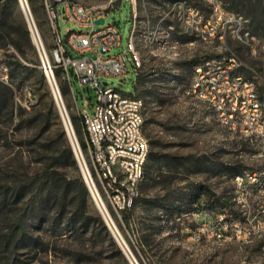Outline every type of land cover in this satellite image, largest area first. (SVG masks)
<instances>
[{"label":"rangeland","instance_id":"1","mask_svg":"<svg viewBox=\"0 0 264 264\" xmlns=\"http://www.w3.org/2000/svg\"><path fill=\"white\" fill-rule=\"evenodd\" d=\"M221 1L228 11L241 15L244 22L241 27H227L222 38L212 39L203 38L183 22L188 5L209 13L206 0H136L135 3L121 0L108 11L106 22L116 24L120 31V45L112 49L117 53L128 49L133 10H137L136 46L142 65L135 66L129 51L128 71L101 80L144 99V132L151 150L158 154L148 162L152 174L142 180L141 194L127 221L124 213L115 212L88 149L81 145L86 134L78 110L87 99L88 110L93 112L97 93L82 84L72 69L69 80L64 70L57 73L56 40L48 12L43 0H27L45 62L62 93L86 166L128 245L132 261L109 229L90 189L87 197L76 190L65 194L63 174L75 178L79 172L82 176L83 173L77 159L79 172L69 160L54 158L52 148H63L66 144L61 126L67 142L70 145L71 142L36 44L33 41L35 49H28L26 62L31 67L39 63L59 114V118L53 115L46 122L34 117L43 90L25 79L19 70L11 73L17 59H25L11 43L0 38V82L12 89L6 91L0 103V195L7 194V201L0 204V264H257L261 261L264 237L246 242L234 237L220 241L204 231V224H213L220 210L234 207L233 165L238 159L235 148L240 142L230 137L212 109L188 92L195 65L235 53L243 60L248 78L260 82L264 73V59L253 49H258L264 36V0ZM19 4L30 29L20 0ZM12 16L16 20L18 11ZM64 18L59 13L58 25L64 38L68 30L81 29ZM255 24L259 25L257 30ZM72 54L78 55L74 51ZM196 58L200 61L194 62ZM138 73L141 82L137 92ZM165 154L173 158L167 159ZM46 169L56 171L59 178L32 180L35 173ZM19 186L23 187L20 194ZM18 226L19 230L12 234Z\"/></svg>","mask_w":264,"mask_h":264},{"label":"built area","instance_id":"2","mask_svg":"<svg viewBox=\"0 0 264 264\" xmlns=\"http://www.w3.org/2000/svg\"><path fill=\"white\" fill-rule=\"evenodd\" d=\"M118 1L121 0H106L103 4L81 0H43V3L55 35L58 64L68 80L72 69L82 84L97 93L93 112L88 110L90 102L86 99L78 115L103 191L115 212L121 215L133 208L141 194L151 144L144 132V99L101 80L128 71L129 51L135 66L142 65L136 46L138 12L135 9L128 49L112 52L113 47L120 45L121 36L116 24L106 22V16ZM206 1L211 9L207 14L195 5L185 7L183 22L188 29L212 39L222 38L229 26H242L243 17L228 11L221 0ZM59 13L81 29L68 30L64 38L58 25ZM100 18L104 19L103 23H97ZM253 49L264 59V36L258 49ZM73 51L78 55L74 56ZM244 68L243 60L235 53L206 59L195 65L188 90L207 109H212L230 137L240 142L235 148L238 159L233 165L234 207L223 208L213 224H204V231L220 241L234 237L246 242L264 237V73L258 82L248 78ZM79 148L82 153L80 145ZM97 194L107 209L98 191ZM108 214L116 226L109 211ZM257 264H264V255Z\"/></svg>","mask_w":264,"mask_h":264},{"label":"trees","instance_id":"3","mask_svg":"<svg viewBox=\"0 0 264 264\" xmlns=\"http://www.w3.org/2000/svg\"><path fill=\"white\" fill-rule=\"evenodd\" d=\"M14 11H18V15H19V17L16 18V20L12 16ZM9 18H12V20L10 21ZM254 27L257 30L259 28V25L255 24ZM0 38L7 40L8 43H11L17 49L20 56L23 59H25V61H21L17 59L15 66L11 70V73L13 72V70H19L20 72L24 74L23 77L25 79L32 80L33 83L37 84L38 86L37 88L39 90H43V92L39 94V99L36 103L38 105V108L35 110L34 117H36L37 119H40L43 122L48 121L50 117L53 115L56 118L57 117L59 118V114L57 112L56 105H55V100L51 92V89L49 87L44 71L42 70V68L39 67L38 62H35L36 65L32 67L26 62V60L28 59L27 58L28 49L29 48L35 49V47H34L33 40L30 34V29L21 12L19 0H0ZM198 61H200L199 58L194 59V62H198ZM62 70H63V67L60 65L56 69L57 73L62 72ZM140 82H141V75L140 73H138L137 92L140 88L139 86ZM62 89L65 92L64 86H62ZM11 90L12 89L9 87V85L3 82H0V103L2 100H4L6 91H11ZM72 120H73V116H72ZM61 132H62V137H64V140L66 141V144L64 145L63 148H59V149L58 147L52 148V151L54 153V158L57 161H61L62 159L69 160L70 163L73 164L76 167V169H78V172H79V168L77 165V161H76L72 146L67 142V138H65L66 133H65L63 126H61ZM81 145L84 149H86L87 148L86 140L85 141L83 140ZM156 156H158V154L155 153V151L150 150L147 162L145 164L144 178L146 177V175L149 177L151 176L152 168L150 165H148L149 164L148 162L150 160H154ZM165 156L167 159L173 158L171 154H165ZM58 178H59L58 173L51 169H46L42 172L35 173L32 176V180H34V182L43 181L46 179L51 181V180H56ZM61 179L64 182L65 194L67 192L76 190L78 192L81 191L84 197H87L89 195L88 186L80 172L78 173V176L75 178H72L64 173ZM22 188H23L22 186L17 187L18 194L21 193ZM53 190L54 189L51 188L50 194L53 193L52 192ZM49 198L51 197L49 196ZM75 198L77 199L78 196H76ZM138 199L139 197L136 199L135 205ZM6 201H7L6 192L1 193L0 204L5 203ZM223 202L224 204H228V202L226 201H223ZM133 208L126 210L124 212V217L126 218L127 221H129L131 218V211ZM18 230H19V226L12 232V234Z\"/></svg>","mask_w":264,"mask_h":264},{"label":"water","instance_id":"4","mask_svg":"<svg viewBox=\"0 0 264 264\" xmlns=\"http://www.w3.org/2000/svg\"><path fill=\"white\" fill-rule=\"evenodd\" d=\"M20 2H21V4H22V6H23V9H24L25 15H26L27 20H28V23H29V25H30V31H31V35H32L33 41H34V43L36 44V46H37V48H38V50H39V52H40V55H41V58H42V62H43V67H44L45 72H46V75H47V77H48V79H49V81H50V84H51V87H52V90H53V94H54L55 100H56V102H57V104H58V106H59V110H60L61 116H62V118H63V122H64V125H65V129H66L67 134H68V136H69V139H70V142H71V146H72L73 152H74V154H75V156H76V159H77V161H78V163H79V165H80V168H81V170H82L84 180H85V182H86L88 188H89L90 191L92 192V194H93V196H94V198H95V200H96V202H97V204H98V207H99V209H100V211H101V213H102V215H103V217H104V219H105V221H106V223H107L109 229L112 230V228L110 227V224H109V222H108V220H107V218H106L104 212L102 211V209H101V207H100V205H99V203H98V201H97V198H96V196H95V194H94V192H93V189H92V187H91V184H90V182H89V180H88V177H87V174H86V173H88V175H89L90 178H91V175H90V173H89V170H88V168H87V166H86L85 160H84V158H83V156H82V153H81V151H80V148H79V145H78L77 139L75 138V140H74V138H73V136H72V133H71L72 126H71V128L69 127V125H70V121L68 122V119H67V117H66V115H65V112L63 111V109H62V107H61V104H60V101H59V96H58V93H57V90L59 91V89H58V86H57L56 82H54V80H53V79H54L53 72L51 71L50 66H47V64H46V62H45V59H44V57H43V53H42V44H41L40 38H39L38 34H37V36L35 35L34 28H35V30H37V29H36L35 24H34L33 21H32V17H30L31 12H30V9H29L28 2H27V0H20ZM103 22H104V19H103V18H100V19L97 20V23H103ZM33 27H34V28H33ZM53 82H54V83H53ZM54 84L56 85V87H55ZM59 94H60V93H59ZM60 98H61V96H60ZM72 132H73V129H72ZM76 145H77V147H76ZM91 180H92V178H91ZM92 182H93V181H92ZM93 185H94V183H93ZM112 233H113L115 239L117 240L118 244L120 245L121 249L124 251V253H125V254L127 255V257L129 258L127 251L124 249V246H123V245L121 244V242L118 240V238L116 237V235H115V233H114L113 230H112ZM129 252H130V251H129ZM129 259H130V258H129ZM130 260H131V259H130ZM131 261H132V260H131Z\"/></svg>","mask_w":264,"mask_h":264},{"label":"bare ground","instance_id":"5","mask_svg":"<svg viewBox=\"0 0 264 264\" xmlns=\"http://www.w3.org/2000/svg\"><path fill=\"white\" fill-rule=\"evenodd\" d=\"M33 28H34V27H33ZM34 32H35V35L37 36V33H36L35 28H34ZM43 57H44V56H43ZM53 83H54V82H53ZM54 85H55V84H54ZM57 86H58V84H57ZM55 87H56V85H55ZM58 89H59V86H58ZM57 93H58V96H59V101H60L61 107H62L63 111L65 112V115H66V117H67V119H68V122L70 121V125H69V127L71 128V126H72V128H73V125H72V122H71L70 116H69V114H68V112H67L66 105L64 104L63 97H62V93H61L60 89H59V91L57 90ZM59 93H60V94H59ZM60 96H61V98H60ZM73 131H74V128H73ZM71 133H72V136H73V138H74V140H75V138H77L75 131L72 132V129H71ZM76 147H77V145H76ZM86 174H87L88 180H89V182H90V184H91V187H92V189H93V192H94V194H95V196H96V198H97V201H98V203H99V205H100L102 211L104 212V214H105V216H106V218H107V220H108V222H109V224H110V227H111L112 230L114 231V233H115L116 237L118 238V240H119V241L121 242V244L124 246V249L127 251L129 258L132 260L131 253L129 252V248H128V245H127L126 241L124 240V238H123V236L121 235V233H120L119 229L117 228V226H114V225L112 224V222H111V220H110V218H109L108 210L104 208V206L102 205V203H101V201H100V198H99V196H98V194H97V191H98V190H97V187L95 186V184L93 185V183H94L93 179L91 180V178L89 177L88 173H86ZM92 181H93V182H92ZM110 230H111V229H110ZM112 230H111V232H112Z\"/></svg>","mask_w":264,"mask_h":264}]
</instances>
